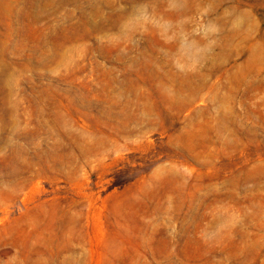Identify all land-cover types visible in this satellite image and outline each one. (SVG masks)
<instances>
[{
    "label": "rangeland",
    "instance_id": "1",
    "mask_svg": "<svg viewBox=\"0 0 264 264\" xmlns=\"http://www.w3.org/2000/svg\"><path fill=\"white\" fill-rule=\"evenodd\" d=\"M0 264H264V0H0Z\"/></svg>",
    "mask_w": 264,
    "mask_h": 264
}]
</instances>
